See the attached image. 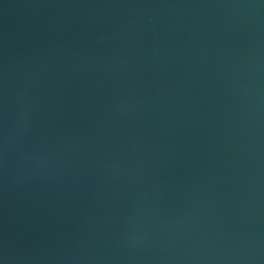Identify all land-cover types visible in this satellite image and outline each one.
Here are the masks:
<instances>
[{"label":"water","instance_id":"1","mask_svg":"<svg viewBox=\"0 0 264 264\" xmlns=\"http://www.w3.org/2000/svg\"><path fill=\"white\" fill-rule=\"evenodd\" d=\"M0 264H264V0H0Z\"/></svg>","mask_w":264,"mask_h":264}]
</instances>
